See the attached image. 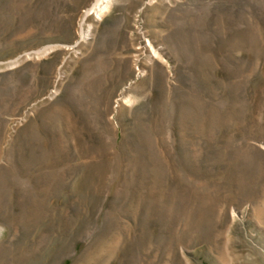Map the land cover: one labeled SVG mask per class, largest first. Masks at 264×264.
<instances>
[{
	"label": "rangeland",
	"instance_id": "1",
	"mask_svg": "<svg viewBox=\"0 0 264 264\" xmlns=\"http://www.w3.org/2000/svg\"><path fill=\"white\" fill-rule=\"evenodd\" d=\"M96 2L0 0V264H264V0Z\"/></svg>",
	"mask_w": 264,
	"mask_h": 264
},
{
	"label": "bare ground",
	"instance_id": "2",
	"mask_svg": "<svg viewBox=\"0 0 264 264\" xmlns=\"http://www.w3.org/2000/svg\"><path fill=\"white\" fill-rule=\"evenodd\" d=\"M111 5H112V0H97L96 4L94 6V8L96 9V13H97L96 17L101 18L105 14V12L110 9ZM51 49H52V46L45 47L41 50H38L37 55H45ZM150 50H151V53H153V54L157 53L156 49L151 44H150Z\"/></svg>",
	"mask_w": 264,
	"mask_h": 264
}]
</instances>
